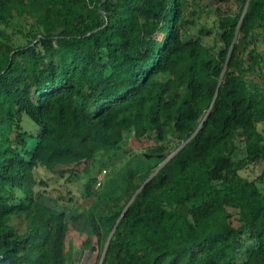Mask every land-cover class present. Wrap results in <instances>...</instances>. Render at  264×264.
I'll list each match as a JSON object with an SVG mask.
<instances>
[{
	"label": "trees",
	"instance_id": "1",
	"mask_svg": "<svg viewBox=\"0 0 264 264\" xmlns=\"http://www.w3.org/2000/svg\"><path fill=\"white\" fill-rule=\"evenodd\" d=\"M221 2L214 30L195 0H0V264H72L42 173L101 196L130 131L161 144L123 205L87 212L97 264H264V89L246 75L264 65V0Z\"/></svg>",
	"mask_w": 264,
	"mask_h": 264
},
{
	"label": "rangeland",
	"instance_id": "2",
	"mask_svg": "<svg viewBox=\"0 0 264 264\" xmlns=\"http://www.w3.org/2000/svg\"><path fill=\"white\" fill-rule=\"evenodd\" d=\"M195 1L200 3L202 10H204L201 14L199 26H206L209 29L216 30L214 28L215 16L212 9H216L217 7L224 8L227 5L222 3V0ZM234 7L237 8L235 5L233 8ZM16 20L20 25H35V20L28 16H18ZM10 30H12L11 27ZM193 32L195 33L197 31ZM14 39L18 42L21 37L20 35H16ZM249 43V49L256 48L264 58V30L261 27L255 31ZM246 44L247 43L241 37L239 39V45L242 50L246 48ZM249 51L250 50H247L244 56L245 60L248 58ZM245 65L248 67L247 63ZM246 75L251 86H259L264 89V65H262L259 71L249 72ZM124 138L125 144L115 157L113 165L111 167H106V173L102 172L103 187L98 189L96 185L94 186L95 193H97V191H102L101 196L97 194L92 196L85 195L88 178L83 173L80 174L79 178L70 181L68 180V176L59 178L52 174L42 173L49 184L42 188L44 189L43 191L38 193L39 201L58 211L64 212L72 225L70 234L71 247L73 248L72 264H97L99 262L103 249L98 244L97 238L93 237L89 246L84 245L85 241L89 238L91 230L87 212L89 211L99 215L106 214V207L108 204L112 203L111 199L121 194H124L125 198L119 205H123L131 196V192L128 194L123 192V188L126 185L124 181L125 175L131 169L143 172L152 159L146 156L148 149L154 145L161 144L155 134L137 139L134 131H130L125 133ZM102 160L107 161L109 157H105ZM84 167L85 165H81L78 166L77 169L82 171ZM260 173V169L255 167H249L247 170L243 171V175L250 179H256ZM139 182L140 179L137 178L136 183ZM21 222L22 223L18 224L20 228L24 230L26 223L24 220Z\"/></svg>",
	"mask_w": 264,
	"mask_h": 264
},
{
	"label": "water",
	"instance_id": "3",
	"mask_svg": "<svg viewBox=\"0 0 264 264\" xmlns=\"http://www.w3.org/2000/svg\"><path fill=\"white\" fill-rule=\"evenodd\" d=\"M172 158V157H171ZM166 162H168V161H166ZM165 164V163H164ZM156 173H154L153 175H152V177L155 175ZM151 177V178H152ZM150 178V179H151ZM133 200V199H132ZM132 200H131V202H132ZM112 235H113V233L111 234V236H110V238H109V241H108V244H107V247H108V245H109V243H110V240H111V238H112ZM107 247H106V249H105V252H104V256H105V253H106V250H107ZM103 260V259H102Z\"/></svg>",
	"mask_w": 264,
	"mask_h": 264
},
{
	"label": "built area",
	"instance_id": "4",
	"mask_svg": "<svg viewBox=\"0 0 264 264\" xmlns=\"http://www.w3.org/2000/svg\"><path fill=\"white\" fill-rule=\"evenodd\" d=\"M107 171L104 170V173H106ZM103 173L99 175V179L102 177ZM98 183H100V181H98Z\"/></svg>",
	"mask_w": 264,
	"mask_h": 264
}]
</instances>
